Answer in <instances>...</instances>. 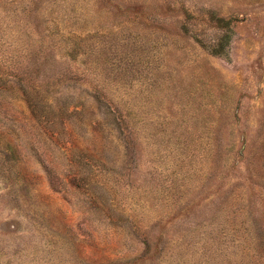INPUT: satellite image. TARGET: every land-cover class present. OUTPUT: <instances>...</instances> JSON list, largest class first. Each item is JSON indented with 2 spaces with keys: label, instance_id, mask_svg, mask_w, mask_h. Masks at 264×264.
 <instances>
[{
  "label": "rangeland",
  "instance_id": "1",
  "mask_svg": "<svg viewBox=\"0 0 264 264\" xmlns=\"http://www.w3.org/2000/svg\"><path fill=\"white\" fill-rule=\"evenodd\" d=\"M0 264H264V0H0Z\"/></svg>",
  "mask_w": 264,
  "mask_h": 264
},
{
  "label": "trees",
  "instance_id": "2",
  "mask_svg": "<svg viewBox=\"0 0 264 264\" xmlns=\"http://www.w3.org/2000/svg\"><path fill=\"white\" fill-rule=\"evenodd\" d=\"M227 22L228 21L225 20V18H223V17L216 18V24H217L218 27H226L227 26ZM213 52L218 53L219 51L216 50V49H213Z\"/></svg>",
  "mask_w": 264,
  "mask_h": 264
}]
</instances>
